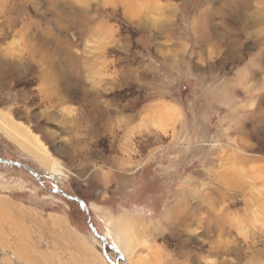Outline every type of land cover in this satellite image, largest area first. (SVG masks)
<instances>
[{
  "label": "rangeland",
  "instance_id": "obj_1",
  "mask_svg": "<svg viewBox=\"0 0 264 264\" xmlns=\"http://www.w3.org/2000/svg\"><path fill=\"white\" fill-rule=\"evenodd\" d=\"M261 4L0 0V157L45 186L0 163V264H123L55 181L109 240L107 218L134 216L124 264H264ZM189 200L208 219L177 225Z\"/></svg>",
  "mask_w": 264,
  "mask_h": 264
},
{
  "label": "bare ground",
  "instance_id": "obj_2",
  "mask_svg": "<svg viewBox=\"0 0 264 264\" xmlns=\"http://www.w3.org/2000/svg\"><path fill=\"white\" fill-rule=\"evenodd\" d=\"M102 2H103V5H111L110 3L107 2V0H102ZM65 89H66V93H68V94H71L72 93V89H70L68 87L65 88ZM59 96L60 95H58V97ZM60 99L62 100L61 97H60ZM58 100H59V98H58ZM12 129H14V128H12ZM20 133H21V131H20ZM24 137H26V136H24ZM37 143L35 144V146L40 149V147H42V146L41 145L39 146ZM21 145L24 146L25 144L21 143ZM31 145H33V144H31ZM36 147H33V149L35 148L34 150H36L37 149ZM40 151H41V154L40 155H37V156L34 155V156L40 161V163H41L42 166L46 167L49 171H55L54 168H53L52 162L47 159V157H49L48 156V153L46 151H43V149L40 150ZM122 180H124V179H122ZM178 203H177V207H176V209H177L178 212H177L176 215L173 214V217H172L173 220H174V223H176L177 225L179 224V225H182V226L183 225L184 226H188V225H190L191 223H193L197 219V217H196V211L200 212L201 214L204 212V210H203L204 209V207H203L204 204L203 203H202L203 205L200 204L199 202L198 203H192L190 200L189 201H185L184 205H183V203H182V205L180 203L179 204ZM87 208H88V212H89V208L90 207L87 206ZM173 211H174V209H173ZM107 216L109 217L110 215H107ZM120 217H122V216H120ZM133 217H128V218H124V216H123V218H119L118 217V219H115L114 218L115 221L107 218L106 221H104V222H107L108 225H110V227H108L106 229V231L109 232L112 235V239L109 240L108 239V236H106V234H103V235L109 240V242L111 243L112 246H114L115 248L118 249V251L121 253L122 257L124 255L125 258L127 256H129V252L131 250V246L129 244V241H131V239H130L131 238V234H130V231L129 230H131V229H129V226L130 225L131 226H136L137 225V220L135 218H133ZM204 218H206V215L204 216V213H203L201 220H199L200 221L199 224L200 223L202 224V221H203ZM206 219H208V218H206ZM210 221L211 222H215V224L213 226H214V228H216L215 230L217 231V234L219 236H221L223 234H226V233H229V231H231V228L233 227V226L231 227L230 224L227 223L228 221L226 220V218L223 219V217L222 218L220 217V218H217V219L216 218L213 219V217L211 216ZM170 223H171V220H170ZM209 224L210 223L207 220L206 228H205L204 231L208 230L209 227H211V225L209 226ZM232 225H233V223H232ZM210 252H213L215 255L221 254L222 253L221 244L212 245L211 246V249H210ZM224 252H225V250H224ZM233 253H234L233 255H235V261H233V262L220 261L217 264H238L240 262V259H241V253L238 250H236V249L233 251Z\"/></svg>",
  "mask_w": 264,
  "mask_h": 264
},
{
  "label": "water",
  "instance_id": "obj_3",
  "mask_svg": "<svg viewBox=\"0 0 264 264\" xmlns=\"http://www.w3.org/2000/svg\"><path fill=\"white\" fill-rule=\"evenodd\" d=\"M0 163L6 164V165H9V166L21 167V168L25 169L26 171H28L35 178V180H37V182L41 186L45 187L44 184H43V181L41 179V175L32 166H30L29 164L24 163V162H19V161H13V160L1 158V157H0ZM49 191L55 192V193H59V194L63 195L68 200H71V201L76 202L79 207H80L81 202L85 203L79 196H73V195H70L67 192L63 191L58 186V184L56 183V181L54 183V188L53 189H50ZM80 209L82 211H84V213L86 214V221H87V224L89 226V229H90L91 233L100 240L102 247L103 248L107 247L110 250H112L113 252H115L117 254V257L124 264L125 262L123 260V257L121 255V253L118 251V249L115 248L114 246H112L111 243L109 242V240L103 234H100L96 230L95 226L93 225V223L91 221V218H90V215H89L87 206L86 207H80ZM103 253H104V256L110 261L108 254L105 251ZM110 262L112 264H117V263L112 262V261H110Z\"/></svg>",
  "mask_w": 264,
  "mask_h": 264
},
{
  "label": "clouds",
  "instance_id": "obj_4",
  "mask_svg": "<svg viewBox=\"0 0 264 264\" xmlns=\"http://www.w3.org/2000/svg\"><path fill=\"white\" fill-rule=\"evenodd\" d=\"M107 2L110 3L111 6H112L113 8L116 7V0H107ZM126 7H127V6H126ZM143 7H144L143 5H138V6H137L138 9H139V8H143ZM156 7L159 9V8H163V7H165V5L160 4V5H157ZM259 7H260L261 9H264V4H261ZM135 14H136V13H133V15H135ZM163 18H164V17H163L162 15H156V16H153V17H152V19H153L154 22H155L156 20L163 19Z\"/></svg>",
  "mask_w": 264,
  "mask_h": 264
},
{
  "label": "snow or ice",
  "instance_id": "obj_5",
  "mask_svg": "<svg viewBox=\"0 0 264 264\" xmlns=\"http://www.w3.org/2000/svg\"><path fill=\"white\" fill-rule=\"evenodd\" d=\"M252 106H253L252 104L247 105V107H249V108H251ZM67 111H68V114L69 115H72L73 114V110H67ZM86 206L87 205L85 203L81 202L80 207H86ZM241 235L243 236L244 233H241Z\"/></svg>",
  "mask_w": 264,
  "mask_h": 264
}]
</instances>
